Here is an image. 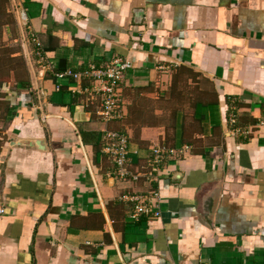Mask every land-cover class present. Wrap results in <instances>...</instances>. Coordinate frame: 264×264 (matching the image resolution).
<instances>
[{"label": "crops", "instance_id": "0c3cea01", "mask_svg": "<svg viewBox=\"0 0 264 264\" xmlns=\"http://www.w3.org/2000/svg\"><path fill=\"white\" fill-rule=\"evenodd\" d=\"M116 59L126 114L105 122L90 79L55 73ZM261 121L264 0H0V264H264ZM107 129L132 172L178 151L122 179ZM152 190L161 215L133 220L124 197Z\"/></svg>", "mask_w": 264, "mask_h": 264}, {"label": "built area", "instance_id": "2783aa9c", "mask_svg": "<svg viewBox=\"0 0 264 264\" xmlns=\"http://www.w3.org/2000/svg\"><path fill=\"white\" fill-rule=\"evenodd\" d=\"M21 20L23 23H26L27 16L25 13H21ZM33 40L36 44V51L39 59L43 63L44 50L42 43L36 36ZM132 67L130 62L116 59L102 67L89 65L83 70L67 68L55 73V76L60 81L67 78L77 81L82 78L90 79L92 85L87 89L89 99L94 100L102 96L99 115L105 122H110L122 120L125 117L126 113L123 107L124 99L121 83L126 71ZM230 121L232 123L236 122L235 115H231ZM260 125L263 126L264 121H261ZM103 151L108 154L114 162L115 169L113 173L115 176L134 181L139 180L141 177L150 181H157L169 158L174 156L178 150L161 143L153 144L151 147L152 157L149 160L148 170L139 173L132 172L128 167L129 136L126 132L114 129L105 130ZM124 198L135 203L131 212V218L133 220H139L143 215L149 217H159L161 215V196L158 190L128 195ZM3 211L4 209H0V212Z\"/></svg>", "mask_w": 264, "mask_h": 264}, {"label": "water", "instance_id": "95a60500", "mask_svg": "<svg viewBox=\"0 0 264 264\" xmlns=\"http://www.w3.org/2000/svg\"><path fill=\"white\" fill-rule=\"evenodd\" d=\"M23 35H25L24 32H23ZM28 58H29V61L31 63L32 69H34L29 52H28ZM26 143H28L29 146H36L41 150H47L48 149L47 141L45 139L19 140V142H17L16 144H26Z\"/></svg>", "mask_w": 264, "mask_h": 264}, {"label": "trees", "instance_id": "16d2710c", "mask_svg": "<svg viewBox=\"0 0 264 264\" xmlns=\"http://www.w3.org/2000/svg\"><path fill=\"white\" fill-rule=\"evenodd\" d=\"M25 32H26V28H25ZM27 35V34H26Z\"/></svg>", "mask_w": 264, "mask_h": 264}]
</instances>
